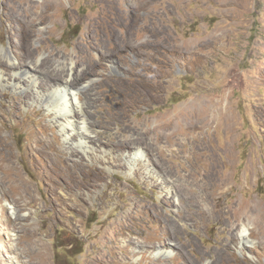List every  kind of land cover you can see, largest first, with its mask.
Instances as JSON below:
<instances>
[{
  "label": "rangeland",
  "instance_id": "374dc122",
  "mask_svg": "<svg viewBox=\"0 0 264 264\" xmlns=\"http://www.w3.org/2000/svg\"><path fill=\"white\" fill-rule=\"evenodd\" d=\"M2 53L78 90L95 150L0 83V264H264V0H0Z\"/></svg>",
  "mask_w": 264,
  "mask_h": 264
},
{
  "label": "bare ground",
  "instance_id": "6f19581e",
  "mask_svg": "<svg viewBox=\"0 0 264 264\" xmlns=\"http://www.w3.org/2000/svg\"><path fill=\"white\" fill-rule=\"evenodd\" d=\"M140 1L143 2L144 0H140ZM55 3H57V2H55ZM45 18H46V14L42 12L41 14L37 15L34 18V22L35 23L40 22ZM0 58L4 61L3 65L0 66V83L1 84H4V85L6 84V86L9 89L16 91L17 88H21L22 90L27 89L26 85L24 84V83H26L29 87H31V89L35 90V92H36L35 95L37 96V98L40 99V102H39L40 105L43 106L45 108L46 112L48 113V115H50L52 117L53 120H51V122L58 125V128L60 130V134L62 136H64V142H67V141L70 142L71 136L73 134V136L75 135L77 137V143H76L77 147L79 148V150H82V152L85 155L87 153H89V151L92 152L95 150L94 145L90 140V132H89L90 129L88 130V126H87V122H86L87 120H86V117L84 115V111L80 105L78 90H71L65 84L64 86H59V88L53 89L52 91L48 90L47 94H45V95H41L40 94L41 92L39 93L38 91H36L37 90L36 89L37 84H38L37 83L38 77L36 78V76H37V73H39L41 71V70L40 71L38 70V69H41L40 66H35V65H33V67L20 66L19 62L18 63L15 62V59L10 58V56H8L7 54H4V53H2L0 55ZM4 66H7L9 68L4 67ZM70 67H71V65H70ZM5 68L11 70V75H9V78L6 77V75L4 73ZM68 70L70 71L72 69H68ZM77 112H79L81 114L79 121L75 120ZM189 113L191 115H194L196 113V110L191 109L189 111ZM207 114L209 115L210 113H207ZM186 121H187V118H184L179 112V114H177V120H175V118L173 116H171L169 119H167L161 125L156 126L157 129H155V130L153 129L151 132H156V133H163L164 132V133H167V134H165V136H167V135L171 136L172 133L174 134L176 129L179 126H181L182 124H184ZM88 122H89V120H88ZM208 124H209V120H208ZM172 127H174V129ZM172 130L174 132H172ZM157 137H159V135ZM71 146H72V144H71ZM144 154L145 153H143L140 149H137L135 152L128 154V160L130 162H134V164L138 165L139 161L145 162L147 160V159H145ZM91 159H92V157H91ZM133 169H134V166H133ZM211 169L212 168L210 167V170ZM208 174H209L208 177H210L211 171H209ZM199 182H201L200 184L203 187L204 182H202V181H199ZM11 211L13 214L12 208H11ZM254 211H255L254 209H251V208L248 209V212L245 214V216L248 218H251V216L254 215ZM253 219L255 222L256 218L254 217ZM237 223H238V227H240L242 225V223L246 224V222H244V221L241 222V220L238 221ZM247 225L243 226L241 228L242 230L240 232V238L243 242H245L247 244L248 243L252 244L253 242L249 240L251 238L250 235H252V232L247 227ZM252 226L255 228L257 226L256 222L253 223ZM261 230L264 233V230L262 228H260L258 230V232H260ZM170 254L171 253L165 249L164 250L163 249H156L155 250V256L164 257V256H169Z\"/></svg>",
  "mask_w": 264,
  "mask_h": 264
}]
</instances>
